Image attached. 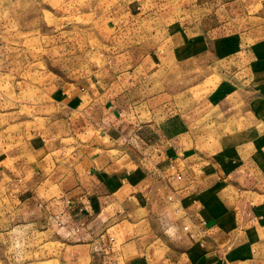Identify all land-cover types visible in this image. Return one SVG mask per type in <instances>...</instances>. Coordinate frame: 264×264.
I'll return each mask as SVG.
<instances>
[{"label": "crops", "instance_id": "crops-1", "mask_svg": "<svg viewBox=\"0 0 264 264\" xmlns=\"http://www.w3.org/2000/svg\"><path fill=\"white\" fill-rule=\"evenodd\" d=\"M214 1L44 128L0 116V204L57 264H264V0Z\"/></svg>", "mask_w": 264, "mask_h": 264}, {"label": "rangeland", "instance_id": "rangeland-1", "mask_svg": "<svg viewBox=\"0 0 264 264\" xmlns=\"http://www.w3.org/2000/svg\"><path fill=\"white\" fill-rule=\"evenodd\" d=\"M212 2L0 0L3 122L11 119L18 131L28 134L31 127L33 132L44 128L60 111L53 100L56 89L119 74L143 53L165 47L162 37L171 23ZM67 111L61 108L60 113ZM7 203L0 204V264H41L42 258L43 264H57L52 258L60 244L46 242V236L23 229L21 220L8 218ZM70 238L65 235L66 241Z\"/></svg>", "mask_w": 264, "mask_h": 264}, {"label": "built area", "instance_id": "built-area-1", "mask_svg": "<svg viewBox=\"0 0 264 264\" xmlns=\"http://www.w3.org/2000/svg\"><path fill=\"white\" fill-rule=\"evenodd\" d=\"M186 228H188V226H185Z\"/></svg>", "mask_w": 264, "mask_h": 264}]
</instances>
